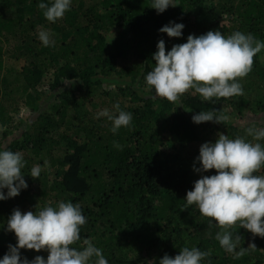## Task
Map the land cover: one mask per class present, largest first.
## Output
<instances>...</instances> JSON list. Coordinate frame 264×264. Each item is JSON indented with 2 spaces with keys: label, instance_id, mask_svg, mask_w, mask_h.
<instances>
[{
  "label": "trees",
  "instance_id": "trees-1",
  "mask_svg": "<svg viewBox=\"0 0 264 264\" xmlns=\"http://www.w3.org/2000/svg\"><path fill=\"white\" fill-rule=\"evenodd\" d=\"M39 2L0 0V125L12 124L1 102L8 96L5 60L21 63L17 89L36 118L33 131L22 130L18 140L0 146L22 154L26 173L32 157L38 159L36 166H44L34 179L41 183V207L60 201L79 205L86 223L72 247L91 241L108 264H158L165 254L174 257L193 246L208 253L201 264H264V237L238 223L232 226L233 238L240 237L237 251L256 246L235 258L215 239L221 229L209 225L210 218L195 205L181 210L186 192L201 176L193 165L199 167L203 134L264 144L245 132L250 124L264 127V50L254 56L252 70L238 78L239 96L205 101L190 89L169 102L154 97L144 79L154 67L152 55L161 39L166 51L185 43L190 34L208 31L251 33L264 42V0H173L176 6L160 14L150 7L151 0H72L70 10L54 23L45 19ZM169 22L185 25L180 38L159 32ZM41 30L50 33L54 46L42 45L37 38ZM116 104L132 114V121L113 133L111 122L97 114L101 108L115 112ZM87 105H101L92 112L96 118L82 116L71 125L68 113L80 115ZM212 109L227 119L192 121L194 114ZM88 118L92 121L85 122ZM235 118L249 119L248 126L236 125ZM49 142L59 151L46 150ZM43 153L49 155L48 167ZM212 174L214 169L203 173ZM256 174L264 175V168ZM31 197L28 186L0 201V258L17 243L14 232L7 231L8 217ZM20 251L29 261L48 256L46 250Z\"/></svg>",
  "mask_w": 264,
  "mask_h": 264
},
{
  "label": "clouds",
  "instance_id": "clouds-1",
  "mask_svg": "<svg viewBox=\"0 0 264 264\" xmlns=\"http://www.w3.org/2000/svg\"><path fill=\"white\" fill-rule=\"evenodd\" d=\"M71 4L72 0H40L38 8L47 21L54 23L70 10ZM169 6L176 4L173 0H151L150 3L157 14ZM184 27L183 23L169 22L159 32L180 38ZM37 38L45 47L55 44L48 31H39ZM156 47L152 55L154 67L144 77L154 97L177 102L191 89L205 101H211L243 94L238 78L252 70L253 58L264 50V42L251 33L235 31L224 36L219 31H208L199 36L190 34L185 43L174 44L167 51L163 39ZM114 108L115 112L104 109L97 117H106L111 122L110 130L116 133L131 124L132 114L121 110L119 104ZM226 119V116L217 115L215 109L192 116L196 124L222 123ZM245 132L255 141L264 140V127L249 126ZM196 161L199 167L194 164L193 170L201 176L186 192L181 210L195 205L199 214L210 218L209 225L216 224L221 229L215 234L221 248L239 258L256 246L250 244L237 251L240 237L233 238L232 226L238 223L239 228L264 237V175L256 174L264 168V144L253 143L245 137L230 139L219 134L214 142L200 145ZM25 163L20 152L0 146V201L16 197L28 187L25 174H22ZM212 169L215 174L203 175ZM40 171L39 166H33L30 176L38 178ZM85 223L86 217L79 205L70 201L46 205L35 212L22 213L14 209L7 219V231L14 232L17 243L8 246L0 264H108L102 250L91 241L85 240L81 248L72 247L80 239V228ZM21 249L46 250L48 256L45 259L37 255L29 261L21 258ZM207 256L206 251L195 246L183 247L174 257L165 254L158 264H201Z\"/></svg>",
  "mask_w": 264,
  "mask_h": 264
},
{
  "label": "rangeland",
  "instance_id": "rangeland-1",
  "mask_svg": "<svg viewBox=\"0 0 264 264\" xmlns=\"http://www.w3.org/2000/svg\"><path fill=\"white\" fill-rule=\"evenodd\" d=\"M4 67H5V70L2 71V75L4 77L6 76V78H7V82H8L7 90L8 91H6V92H7L8 96H6L1 102L4 104V108H5L4 110H5V113L8 116V118L9 117L12 118V124L10 127L6 126V128H4L2 125H0V143H3L7 139H11V138L14 140H18L20 138V134H21L22 130L33 131L31 126L33 125V123L36 119L35 116H32V114H30L28 109L24 106V101L22 99V95L20 94L19 90L17 89V83L18 82L15 81V78L17 77V74H16L17 71L21 67V63L20 62L15 63V62L5 60ZM9 91L12 93L9 94ZM261 95L264 96V90L261 91ZM43 101H45V99ZM98 106H100V107H96L95 109L101 108V105H98ZM45 107H47V106L45 105ZM95 109L94 108L92 109L89 107V105H87L84 108H82L83 113L80 115H77L75 112L70 111L68 113V120L71 121V125H74L77 123L79 118H83L82 116H86V117L92 116V118H94V117L96 118V116L93 115L96 113ZM101 111H102V108H101ZM92 112H93V114H92ZM257 116L258 115L254 116V117H257ZM248 118H250V117H248ZM91 121L92 120L90 118L85 120V122H91ZM248 122H249V119L235 118V124L241 125L242 127L243 126L247 127L249 124ZM250 126H252V124H250ZM6 132H9L8 135H5ZM203 136L204 137L201 140L200 145L205 143V142H214L216 140L215 136L213 137L212 135H206L205 136V134H203ZM200 145H199V147H200ZM46 147H47V148H45L46 150L59 151V149L56 148V146L52 145L51 142H49L46 145ZM59 148H60V146H59ZM29 155H31V154L28 153V156ZM42 155H45L44 157H42V156L41 157L46 162L48 160V156H49L48 153H43ZM37 163H38V159L32 157L31 163H28L27 166L33 167V166H36L35 164H37ZM46 163H47L46 167H48L49 164H48V162H46ZM26 164H27V162L25 163V165ZM39 167L41 170H43L42 168L44 166H39ZM24 169H23L22 174H25L24 178H25V180L29 186V190L32 193L33 197L29 198L28 201L26 203H24V205H21L20 210L22 213L27 212V211L35 212V210H39L40 208H42L40 205L41 197L39 196L41 183L35 182L34 178H32L30 176V172L26 173L27 169H25V170ZM51 177L52 176H50V175L46 176V178H48V179H50ZM4 191L6 192V190H4ZM37 194H38V196H37Z\"/></svg>",
  "mask_w": 264,
  "mask_h": 264
}]
</instances>
